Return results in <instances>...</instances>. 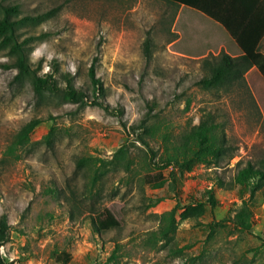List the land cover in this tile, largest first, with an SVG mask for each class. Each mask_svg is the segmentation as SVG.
I'll return each mask as SVG.
<instances>
[{"label":"rangeland","instance_id":"374dc122","mask_svg":"<svg viewBox=\"0 0 264 264\" xmlns=\"http://www.w3.org/2000/svg\"><path fill=\"white\" fill-rule=\"evenodd\" d=\"M0 4L17 6V19L50 12L19 26L18 39L28 40L38 76H52L60 89L67 76L88 96L83 104L35 94L29 81H13L16 70L3 67L12 59L0 49L4 264H264V186L248 203L251 225L244 231L236 215L248 193L215 182L219 176L228 184L239 161L256 164L264 157V88L246 83L252 102L244 89L196 85L205 75L202 59L237 54L219 24L164 0ZM95 59L101 92L94 98L87 71ZM94 99L107 109L91 105ZM209 116L227 144L219 167L195 161L163 167L172 146ZM32 119L41 123L9 153ZM87 158L102 162L77 168ZM156 172L166 181L151 189L142 178ZM109 207L120 227L94 232L93 216ZM171 212L173 229L164 235Z\"/></svg>","mask_w":264,"mask_h":264},{"label":"trees","instance_id":"16d2710c","mask_svg":"<svg viewBox=\"0 0 264 264\" xmlns=\"http://www.w3.org/2000/svg\"><path fill=\"white\" fill-rule=\"evenodd\" d=\"M164 2L176 7H186L204 15L213 22L219 24L230 39L241 51L238 57H231L227 53L220 51L216 56L206 57L201 61V69L205 75L197 81L196 85L204 90L215 89L229 92L237 87L246 90L249 99L251 94L246 86L244 75L252 67H255L264 78V55L258 51V45L264 38V0H164ZM48 13L37 14L35 16H24L16 18L18 14L17 6H3L0 4V49L6 50L12 59L11 64H5V69H15L16 74L13 81L19 82L27 80L30 82L35 94L43 92L51 94H61L69 103H88V96L85 92L74 88L72 80L67 76L65 88L60 89L52 76H38V70L33 69L29 63L27 52L28 40L19 41L17 29L19 26L38 21ZM145 58H150V40L143 43ZM95 62L90 65L87 77L92 87V95L101 92V83L95 74ZM253 102V101H252ZM91 105L103 107L98 100L89 102ZM107 109L106 107H103ZM41 123L38 119H32L24 124L11 141L8 151L13 153L17 147L23 145L34 129ZM219 126L209 116L204 121L189 131L182 138L179 145L172 146L167 152L163 161V167L181 166L189 163L201 162L213 167H219V161L227 150V144L223 139V133L217 134L216 128ZM52 129L43 137L46 145H51ZM233 156H228L230 160ZM102 162L95 158L78 160L77 168L87 166L89 163ZM143 183L151 189L163 187L166 178L163 173L156 172L145 174ZM215 182L221 188L231 189L233 186H240L248 193V199L242 200V212L237 213V224L244 231L250 230V212L248 203L252 201L255 193L264 186V157L256 164L246 161L238 162L236 170L228 184H224L219 176L215 177ZM170 223L163 229V234L172 231L173 213L170 214ZM119 216L113 207L96 212L92 219L93 231L96 233L106 232L120 227ZM8 228L6 215L0 216V247L4 243V235ZM64 261L62 264H65ZM0 264H4L0 257Z\"/></svg>","mask_w":264,"mask_h":264},{"label":"crops","instance_id":"0c3cea01","mask_svg":"<svg viewBox=\"0 0 264 264\" xmlns=\"http://www.w3.org/2000/svg\"><path fill=\"white\" fill-rule=\"evenodd\" d=\"M236 48H237V54L235 56L228 53L231 57H238L239 55H241V51L239 50V48L237 46H236ZM258 51L264 55V38L261 39L259 42ZM244 78H245L246 83L249 86H252L253 83H257L258 85H261L262 88H264V78L261 76V74L258 72V70L255 67L250 68L245 73ZM257 103H258V105L260 104L259 101H257ZM261 112L263 113V109H261ZM263 116H264V114H263Z\"/></svg>","mask_w":264,"mask_h":264}]
</instances>
